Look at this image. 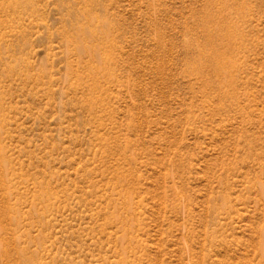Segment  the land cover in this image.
Listing matches in <instances>:
<instances>
[{
  "label": "rangeland",
  "instance_id": "obj_1",
  "mask_svg": "<svg viewBox=\"0 0 264 264\" xmlns=\"http://www.w3.org/2000/svg\"><path fill=\"white\" fill-rule=\"evenodd\" d=\"M264 0H0V264H264Z\"/></svg>",
  "mask_w": 264,
  "mask_h": 264
},
{
  "label": "bare ground",
  "instance_id": "obj_2",
  "mask_svg": "<svg viewBox=\"0 0 264 264\" xmlns=\"http://www.w3.org/2000/svg\"><path fill=\"white\" fill-rule=\"evenodd\" d=\"M264 232V231H263ZM262 252H263V255H264V238L262 240Z\"/></svg>",
  "mask_w": 264,
  "mask_h": 264
}]
</instances>
